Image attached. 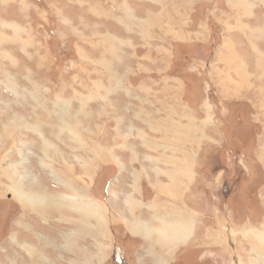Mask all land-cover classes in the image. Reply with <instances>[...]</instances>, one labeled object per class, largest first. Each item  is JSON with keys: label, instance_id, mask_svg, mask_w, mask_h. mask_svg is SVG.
<instances>
[{"label": "rangeland", "instance_id": "1", "mask_svg": "<svg viewBox=\"0 0 264 264\" xmlns=\"http://www.w3.org/2000/svg\"><path fill=\"white\" fill-rule=\"evenodd\" d=\"M169 1L0 0V264H135L155 248L148 264H264V120L221 98L201 41L162 52ZM224 9L232 28L252 14ZM244 27L260 33L245 54L264 50ZM138 72L152 87L129 84ZM116 90L133 98L112 105ZM175 218L184 238L164 245Z\"/></svg>", "mask_w": 264, "mask_h": 264}, {"label": "crops", "instance_id": "2", "mask_svg": "<svg viewBox=\"0 0 264 264\" xmlns=\"http://www.w3.org/2000/svg\"><path fill=\"white\" fill-rule=\"evenodd\" d=\"M256 1L260 2L258 6H256L255 4ZM160 2L165 5L166 4L171 5L169 0H158V1L149 0V6L151 5L150 6L151 8L159 7ZM221 2H223V4L225 5H223ZM229 2L235 3L238 6H241V8L246 9L248 13H252L251 16H249L247 20H244L245 18H242L239 21L238 26L240 28H232L229 26L231 24L230 20L233 18V16L229 18V15H226L225 9H224L225 7L226 8L228 7ZM262 3H264V0H222V1L221 0H194V1H188V2L181 0L178 3V5H180V7L178 8L179 13L177 14V16L172 15L175 19V22L173 23L171 19H167L166 30H165V33H163L164 34L163 41L168 44L171 50L165 48V50L163 49L162 52L163 53L165 52L167 57L168 56L171 57L170 54L173 53L172 49L174 48V43L179 42V43H183L184 47H190V46L194 47L196 43L195 41H198V42L201 41L203 44L201 47V53L197 54V56L204 57L207 54V52L209 51L210 53L212 51L214 52L213 58L215 62V65H214L215 74L218 76V78H219V74L222 75V80H221L222 86L219 88L220 94H222L221 98L223 100L224 99L230 100V99H234L235 97H238L241 100V104L250 105V106L254 105L255 109L258 110L259 115L264 120V50H259L260 52H257L256 50H252L253 55L248 56L247 54H245V51L243 49V47L246 50L249 49L246 42L250 41V37L253 40V36L255 37V34L259 33L258 31L247 32L248 28L244 26H249L250 29L252 30L253 26L258 25V27L261 28L260 32H263L264 34V26H263L264 25V16H263L264 8L259 9V15H257L254 10L255 8L258 9L259 7H264L263 5H261ZM155 5L156 7H154ZM136 18H137V22H139V17L137 16ZM156 19L158 21L159 18H156ZM261 21L263 22V25ZM213 24L216 25V31H214V34H215L217 43L215 47H213L210 42L212 38ZM249 24H252V25H249ZM142 25L145 26V23L143 22ZM219 25L223 27V31L221 32L217 31ZM207 27L210 32L209 35H208ZM159 34L161 33L154 32L151 29V40L157 39L159 41V38H157V35ZM141 35L142 36L144 35L143 29H141ZM240 40L243 44L239 45L238 42ZM260 42L264 43L263 40L258 41V43ZM211 58H212V54H211ZM172 66L173 64L169 63L163 71L161 70L160 71L157 70V71L159 75H163V73L167 72L170 68H172ZM175 73L176 71L175 72L173 71L171 77L164 76L166 77L167 82H169L170 85L172 83L177 82V80L175 81V78L172 79L173 78L172 76H175ZM176 74L179 75L178 73ZM133 77H135L137 81L131 82L129 84L131 86L140 87L141 89L146 88V87H152V85L155 83V82H151L150 80H148V82H145L144 81L145 78L141 72L134 73ZM149 77L152 78L153 76H149ZM184 79H186V81L188 80V78H185V77ZM224 83H227V84L224 85ZM116 91L117 92L115 93H111V99H112L111 104L112 105L114 103L122 104L125 98H133L132 94L127 96L125 93H120L119 90H116ZM124 118L123 120L121 117L117 118L116 126L121 127L123 125ZM118 129L120 128H117V130ZM119 131L121 132L120 133L121 135H126L129 138H132L131 136H134V134H131V135L124 134V131H127L125 129L119 130ZM159 142H163L162 144L167 143L164 141L157 140V146L159 145ZM182 146L184 145H181V147ZM185 146L182 148V151H181L183 155H185V152L183 150ZM152 150L154 149L150 148V151ZM158 151L160 150H155L154 153ZM169 151H175V150L170 149ZM118 152H121L122 154H128L130 156V162L132 161V159H134L132 157V155L134 154V151L130 148H126L125 150L121 149V150H118ZM161 152H166V151L162 150ZM156 154L157 156L155 158H153L151 154V157L153 158V160L159 162V157L164 158L163 153H156ZM170 157L174 158L173 154ZM127 159H129V157ZM183 165L185 167L184 162H182V169H184ZM167 166H170L169 163L167 164ZM156 174L159 175V172ZM148 177L152 179L151 174H148ZM119 178L122 179V177H119ZM175 181H177V178L172 182L174 185H176ZM162 182L167 183L165 181H162ZM137 183L138 181L130 182L129 184H137ZM167 184H170V183H167ZM164 194L168 195V193H164ZM168 200L170 201V198H168ZM165 207L166 208L163 210L167 212L169 207L167 205ZM158 212L161 213L159 209L156 208L155 211L151 214L150 218H148V216L143 214L142 217L143 218L146 217V219H143L142 217H139V218L137 217V219H140L142 221H148L151 224H153L155 221L154 217L155 219H156V215L160 217ZM161 215L163 216L164 214L161 213ZM167 217H170V214H168ZM262 217H264V213ZM194 231H195V228L191 227V233L189 234L190 235L189 237H191L192 232ZM136 233H139V231H136ZM155 249L152 251L143 252V254L138 256V258H136L135 256L136 254H134L135 256L134 258L136 259L135 264H148L145 258H149L148 259L149 261L158 260L159 254L157 255V252ZM164 258L167 259L168 255H165Z\"/></svg>", "mask_w": 264, "mask_h": 264}, {"label": "bare ground", "instance_id": "3", "mask_svg": "<svg viewBox=\"0 0 264 264\" xmlns=\"http://www.w3.org/2000/svg\"><path fill=\"white\" fill-rule=\"evenodd\" d=\"M238 62V61H237ZM236 64V63H235ZM188 159V158H187ZM90 206L87 208V211H90ZM185 223V222H184ZM181 223L178 219L175 218L171 228L167 227L163 229L161 232L165 236L166 243L164 245H170L172 240H170L173 237H183L185 233V226L186 224ZM189 227V226H188ZM188 229V228H187ZM189 230V229H188ZM171 231V233L169 232ZM189 232V231H188ZM190 233V232H189ZM178 239V238H177ZM186 239V238H185Z\"/></svg>", "mask_w": 264, "mask_h": 264}, {"label": "trees", "instance_id": "4", "mask_svg": "<svg viewBox=\"0 0 264 264\" xmlns=\"http://www.w3.org/2000/svg\"><path fill=\"white\" fill-rule=\"evenodd\" d=\"M213 35H212V38H211V45L213 46V47H215V45H216V43H217V41H216V37H215V34H214V31H216V25H214L213 24Z\"/></svg>", "mask_w": 264, "mask_h": 264}]
</instances>
